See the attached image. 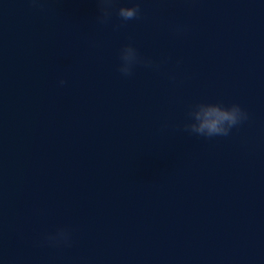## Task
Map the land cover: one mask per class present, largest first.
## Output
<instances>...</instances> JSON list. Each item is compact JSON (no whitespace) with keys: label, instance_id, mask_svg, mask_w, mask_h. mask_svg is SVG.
I'll use <instances>...</instances> for the list:
<instances>
[{"label":"water","instance_id":"1","mask_svg":"<svg viewBox=\"0 0 264 264\" xmlns=\"http://www.w3.org/2000/svg\"><path fill=\"white\" fill-rule=\"evenodd\" d=\"M98 9L0 0V264H264V0ZM200 103L248 119L184 131Z\"/></svg>","mask_w":264,"mask_h":264},{"label":"clouds","instance_id":"2","mask_svg":"<svg viewBox=\"0 0 264 264\" xmlns=\"http://www.w3.org/2000/svg\"><path fill=\"white\" fill-rule=\"evenodd\" d=\"M36 0H33L35 3ZM115 0H98L99 15L97 20L100 23H107L111 17V8ZM116 15L122 21L138 19L140 16V8L138 4H133L131 7L121 6L116 10ZM120 65L118 71L123 76L132 74L133 66L136 64L151 65V61H146L141 58L136 49L131 45H125L120 50ZM59 83L63 85L64 80ZM189 122L183 125V130L189 133H194L198 136L211 138L216 136L227 137L231 130L248 119V114L238 104H231L228 107L222 104H205L200 103L195 105L188 112ZM46 239L54 244L64 243L69 241V234L65 229L57 230L55 235L46 237Z\"/></svg>","mask_w":264,"mask_h":264}]
</instances>
